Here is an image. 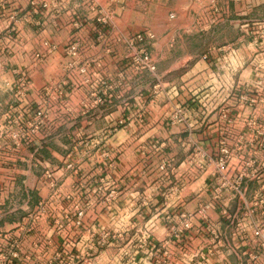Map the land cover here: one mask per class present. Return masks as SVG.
Returning <instances> with one entry per match:
<instances>
[{"label": "crops", "instance_id": "obj_1", "mask_svg": "<svg viewBox=\"0 0 264 264\" xmlns=\"http://www.w3.org/2000/svg\"><path fill=\"white\" fill-rule=\"evenodd\" d=\"M1 1L6 6L0 16V253L16 252L12 264H56L52 259L61 242L82 240L85 226L72 223L73 204L90 205L91 213L100 209L98 187L105 176L100 151L106 146L114 157L107 170L117 207L122 187L121 198H147L133 212L146 214L145 223L160 231L170 217L173 222L192 215V230L175 246H195V260L264 264L263 240L254 235L264 232V72L256 71L264 70V0L237 5L222 0L206 27L195 20L196 36L222 38V48L214 42L195 50L169 47L173 32H165L153 48L159 54L158 95L149 76L114 78L119 54L112 58L102 51L96 12L87 0ZM42 3L49 4L47 10ZM72 39L83 53L69 70L65 50ZM81 56L99 77L80 73ZM95 96L102 103L95 104ZM41 107L48 114L38 125ZM173 107L184 118L171 126ZM93 117L100 124L84 123ZM135 117L151 124L142 127L138 141L134 124L114 128L117 119ZM82 132L94 134V142L79 144L74 135ZM140 144L159 146L161 160L134 161L131 151ZM195 147L208 154L205 173L195 169ZM222 149L229 153L224 184L214 170Z\"/></svg>", "mask_w": 264, "mask_h": 264}, {"label": "rangeland", "instance_id": "obj_2", "mask_svg": "<svg viewBox=\"0 0 264 264\" xmlns=\"http://www.w3.org/2000/svg\"><path fill=\"white\" fill-rule=\"evenodd\" d=\"M98 4L92 0H87L89 8H94L96 12L95 23L100 31L97 37V41L102 46V51L109 57L114 58L115 53L118 52L117 63L121 64L119 74L114 75V78L122 79L125 77L131 78L133 76L140 78L141 80L152 79L154 95H158L160 91V85L158 80V69L156 70L157 61H159L158 51L153 48H159V42L165 40V32L172 31L173 34L167 39V45L169 47L179 46L186 50L194 49L195 46H202L204 42L205 47L210 43H215L217 48L223 47L222 38L209 39L207 36H196L195 29H197V23L195 20H200V25L208 23V17L212 14H218V5L222 0H95ZM120 1V2H118ZM128 1L137 3L133 6H126ZM232 4H239L240 0H231ZM120 3L119 5H117ZM6 4L0 0V16L4 12ZM3 7V10H1ZM35 12L37 11V6ZM40 8L47 10L49 4L42 3ZM200 7V11L196 8ZM212 14H211V13ZM80 24H77V26ZM177 31H185L183 35L177 37ZM142 35H149L152 38L144 40L142 43L135 41L136 37ZM77 39H72L67 46L65 52L68 58L72 61L67 65L69 70L74 69L78 62L80 55L83 53L79 47ZM46 49L48 46L43 44ZM76 45L75 56L68 55V49ZM220 46V47H219ZM141 51H145L151 59L154 71L149 72L142 69V66L137 62V58ZM150 51L152 53H150ZM152 56V57H151ZM208 56L206 53H202L201 57ZM81 56L80 73L88 76V78L99 77L96 74L95 67L91 63L84 61ZM84 64V65H83ZM97 69V68H96ZM257 73L264 72L259 70ZM104 78H111L107 74ZM121 77V78H119ZM197 84V82H195ZM198 87L195 85V93L198 94ZM195 94V95H196ZM95 104H100L101 99L95 96ZM136 106V109H140ZM176 107L171 108V113L167 118L168 125L173 126L174 113ZM38 113L41 114L38 119V125H42L47 118V109L40 108ZM37 113V114H38ZM101 119H84L86 124H100ZM105 122V121H103ZM176 123V122H174ZM130 124H134L136 127L137 137L140 136L139 131H142L145 126L151 125L150 122L143 117H135L132 119L119 118L114 124V128L122 129L128 127ZM177 125V124H174ZM143 127V128H142ZM74 136L79 140V144L86 145L94 142L92 133H77ZM108 136L104 134L103 137ZM90 147V146H89ZM152 146L146 144L137 145V147L131 151L134 161H138L139 164L144 163V160L150 158H157V161L161 160L160 147L151 148ZM81 155L83 151H77ZM125 151H121L120 157ZM100 154L105 165V176L98 187L99 196L97 205L100 208L98 212H90V205H84L81 207L79 202L73 204V219L72 223L75 227L80 228L85 226L83 231L82 240L74 241V239H67L65 242H61V249L53 256V261L56 264H207L206 259L195 260V246L193 245H181L175 246L182 241V238L186 233L190 232L193 228L192 215L184 214L171 221L173 217L168 219L169 224L167 227L160 231L155 227H151L145 223L146 214L142 212L134 213L133 210L137 204L140 208H143L147 204V198L135 196L133 198H121L122 187L120 188V201L118 207L116 206L117 198L113 195L112 185L110 180L109 171L110 162L113 157V153L107 149L100 151ZM195 169L205 173L208 169V154L200 147H195ZM229 155L218 158L216 160L215 174L221 184H224V171L220 164V161L227 162ZM79 162V159L77 160ZM201 161H204L201 163ZM77 162V164H78ZM137 163V164H138ZM160 163V162H158ZM73 164V163H72ZM225 165V164H224ZM76 168L80 165L73 164ZM69 170H72L70 165L67 166ZM142 167H138L136 171L137 182L142 180L140 174H143ZM108 169V170H107ZM141 169V170H139ZM75 171V170H74ZM108 174V175H107ZM138 190V188H136ZM115 194V191H114ZM140 195V194H139ZM169 202L171 201L168 199ZM114 204V205H113ZM89 206V208H88ZM86 210L89 211L86 217ZM92 216V217H91ZM155 216L154 214L151 215ZM150 216V217H151ZM188 225V228H185ZM80 231L77 230V234ZM72 236V238L77 237ZM64 238V237H63ZM52 264V263H50Z\"/></svg>", "mask_w": 264, "mask_h": 264}, {"label": "built area", "instance_id": "obj_3", "mask_svg": "<svg viewBox=\"0 0 264 264\" xmlns=\"http://www.w3.org/2000/svg\"><path fill=\"white\" fill-rule=\"evenodd\" d=\"M1 10H3V7H1ZM152 37L149 35H140L138 37H136L135 41H137L138 43H142L143 39L144 40H148L151 39ZM76 45H72L69 49H68V55L71 57L75 56V52H76ZM137 62L142 66V69L152 72L154 71V66L152 65L151 59L149 57V55L147 53H145V51H141L139 54V57L136 59ZM253 101H249V104H252ZM174 116L173 118L175 119L174 122H172V124H180L183 122V118H184V113H182V110L180 108H175V110L173 111ZM41 114L38 113L37 114V118H40ZM263 149H264V145H263ZM220 155L221 157L224 156V159L226 160V156L229 155V153L225 150L222 149L220 151ZM221 166L223 167L225 162L222 163V161H220ZM185 228H188V225H185ZM255 237L260 238L263 240V243L261 244V248L264 249V232L263 231H256L254 233ZM18 259V254L14 251L10 252L8 255H4L2 253H0V264H12L15 260Z\"/></svg>", "mask_w": 264, "mask_h": 264}]
</instances>
